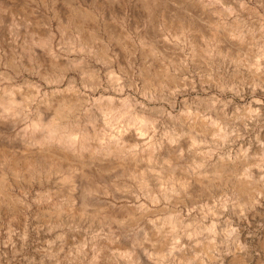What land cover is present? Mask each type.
<instances>
[{"label":"rangeland","instance_id":"rangeland-1","mask_svg":"<svg viewBox=\"0 0 264 264\" xmlns=\"http://www.w3.org/2000/svg\"><path fill=\"white\" fill-rule=\"evenodd\" d=\"M74 23L82 27L80 34ZM178 23L183 29L174 27ZM31 30L51 35L53 52L30 44ZM0 37V95L18 85L20 92L33 95L22 108L27 116L22 123L34 116L44 91L67 98L84 94L89 104L99 95L121 102L129 94L156 119L151 142L166 144L165 136L177 134L175 176H184L191 186L178 196L146 202L151 219L173 213L182 219L173 233L175 244L164 249L165 258L150 254L157 243L144 238L145 231L147 236L153 232L149 225L127 229L126 237L109 242V229L95 220L56 223L34 207L22 212L18 202L8 206L0 193V264H88L94 248L98 259L104 255L102 264H152L158 259L164 264H264V0H0ZM69 39L83 45L68 50ZM199 49L207 54L199 55ZM109 74L124 83L122 93ZM90 78L100 86L91 88ZM24 80L40 91L23 85ZM130 80L134 85L128 87ZM69 83L75 91L68 89ZM19 90L16 94L22 95ZM77 108L67 114L69 121L82 118L84 108ZM192 158L201 160L200 171L225 165L234 172L199 177L198 170L187 167ZM238 179H250L256 194L238 192ZM13 187L16 197L31 205L35 195L49 188L60 196L63 192V186L44 181L20 179ZM23 214L26 222L12 221L13 215ZM204 226L200 245L187 240L185 234ZM101 238L110 248L104 253L91 241ZM79 241L85 242L84 253L78 251ZM207 243L211 248L202 247ZM125 246H143L150 258L141 254L130 263L122 260L116 252Z\"/></svg>","mask_w":264,"mask_h":264},{"label":"bare ground","instance_id":"bare-ground-1","mask_svg":"<svg viewBox=\"0 0 264 264\" xmlns=\"http://www.w3.org/2000/svg\"><path fill=\"white\" fill-rule=\"evenodd\" d=\"M222 7L224 9L225 6ZM74 24L75 31L80 34L82 27L78 23ZM64 27L62 29L67 28V26L66 28ZM174 27L183 29L179 23ZM31 31L27 36V41L30 44L43 47L49 53L53 52L51 35L44 34L40 36L35 34L33 30ZM215 37L212 34L211 38ZM0 40H2L1 37ZM69 43L71 46L70 44L68 45L70 47H67L68 50L71 47L73 48L74 44L83 45L81 41L76 43V41L72 40ZM2 50L3 47L0 44V53ZM203 50L208 51L205 48ZM203 50H198L199 55L205 56L207 54ZM221 52L222 50L218 48L217 53ZM101 56L99 55V58L102 59L103 57L105 59L104 56ZM235 60L240 61L241 59L236 58ZM250 64L248 65L250 66ZM110 72L108 71V73ZM109 76L111 82L115 83V85L111 83L115 87L114 89L122 93L125 89L124 83L117 81L111 74ZM89 77H93V75L90 74ZM90 81L91 88L100 86L98 79L90 78ZM23 82V85L26 87L29 85L36 88V92L40 91L39 86L33 82L29 80H24ZM133 85L134 82L130 80L128 87ZM21 86L18 85L16 90L12 87L3 90L4 94L0 95V193L6 198V204L10 206L11 201L18 202L17 206L22 209V212H26L29 208L34 207V211L54 217L56 223L65 221L70 226L85 222L86 220H95L103 228L107 227L109 229L107 231L109 232V236H107L109 242H112L116 238L120 240L119 237L121 236L126 237L128 234L126 232L127 229L140 225L145 228L146 225H149L153 229V232L150 236H147V232L145 231L143 233L145 235L144 238L157 243L150 254H154L157 258L163 256L165 254L164 249L169 248L171 244H175L173 241L176 235L173 233L181 224L182 219L178 214L174 213L164 219H151L146 202L149 200L150 202L158 203L160 200L168 199L173 195L178 196L180 193H186L187 189L191 187L188 179L184 178V176H175V172L177 173L176 170L179 168L177 164L179 162H176V150L179 148V144L176 141L177 134L173 133L168 137L165 136L166 144H164L165 142H160L159 139V141L151 142V132H153L155 127L156 119L149 115L144 102L135 100L129 94L122 98L121 102H118L111 96L104 97L103 95H99L97 98H93L89 104V98L84 94L67 98L63 96H51L50 94L52 93L44 91L40 104L35 107L34 116L29 118V121L22 123L21 119H27V116H23L22 108L31 102L33 95L30 92L29 94L20 92L19 87ZM67 87L71 92L75 91V85L72 83H69ZM18 90L22 95L16 94ZM80 107L84 108L82 118L69 121L67 114L76 110V108L80 109ZM47 111H49L48 117L45 116ZM99 125L103 127L98 128ZM195 127L197 128V126ZM198 131L200 130L198 129ZM161 137L164 136L161 135ZM190 161L187 167L192 171L198 170L201 160L192 158ZM232 171L234 172L233 168L229 169L225 165H219L203 171L202 169L201 171L198 170L196 176L198 174L199 177H211L212 175L214 177H221L226 172L232 173ZM208 173L211 175H208ZM196 176L193 179H198ZM20 179L30 182L37 181L38 183L43 181L52 182L53 185L63 186L62 195L60 196L56 193V189L50 190L49 188L46 190V193L35 195L31 205L26 200L17 198L18 196L13 192V186L18 184ZM235 183L238 192L250 194L254 191L256 194V189L253 188L250 179H238ZM26 218V214L20 217L14 215L11 217L12 221L17 220L20 222H26ZM114 227L115 229H113ZM72 228L74 229V227ZM116 228H119V231H116ZM205 230L207 231V227L204 226L201 229L199 228V230H194L193 233L185 234V236H187V240L192 242V244L194 242L200 245L202 241L200 242L199 233H205ZM230 231L233 230L229 229V232H227L230 234ZM223 234L225 235V233ZM70 235L75 237L74 233ZM228 235L226 234L225 236L227 237ZM91 241H93L94 246L98 250L103 251L102 253L109 248L108 246L106 248V245L102 244L104 243L102 242V238L100 241L96 239ZM84 244L85 242L80 244L79 253L85 252L86 248L84 249ZM118 244L120 243L118 242ZM118 246L120 248V245ZM138 247L140 246H131V248H126L125 246L123 250L116 252V254L122 260L129 261V263L130 260L141 254L150 258L148 251L142 248L143 246L140 249H137ZM202 247L206 249L211 248L208 243ZM92 250L93 252L88 264H102L100 258L104 255L101 254L100 257L99 254L98 259V254L95 252L96 249ZM163 258H165V255ZM176 260L178 263V259ZM152 264L164 263L161 259H158Z\"/></svg>","mask_w":264,"mask_h":264}]
</instances>
